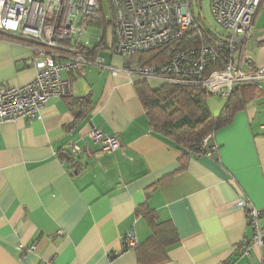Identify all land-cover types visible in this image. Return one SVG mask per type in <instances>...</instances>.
Returning <instances> with one entry per match:
<instances>
[{
    "label": "crops",
    "instance_id": "crops-1",
    "mask_svg": "<svg viewBox=\"0 0 264 264\" xmlns=\"http://www.w3.org/2000/svg\"><path fill=\"white\" fill-rule=\"evenodd\" d=\"M104 16V32L88 22L89 45L80 47L102 61L63 73L72 95L52 99L41 120L0 125V249L20 264H264V245L235 254L254 235L249 212L264 211V81L238 88L242 109L208 141V151L217 150L190 155L151 128L136 91L142 81L112 74L123 59L113 51L111 10ZM38 49L0 33V85L32 83ZM234 60L244 71L264 68V7ZM220 100L207 101L214 117L226 108ZM87 123L125 149L97 155L83 139ZM70 141L94 155L72 156ZM150 219L164 238L153 237ZM259 226L264 233V218ZM130 231L138 250H125Z\"/></svg>",
    "mask_w": 264,
    "mask_h": 264
},
{
    "label": "built area",
    "instance_id": "built-area-1",
    "mask_svg": "<svg viewBox=\"0 0 264 264\" xmlns=\"http://www.w3.org/2000/svg\"><path fill=\"white\" fill-rule=\"evenodd\" d=\"M107 3L112 12L113 51L123 59L120 69L109 67L115 76L160 85L201 87L224 100L231 99L243 85H258L264 81V68L244 71L234 60L239 46L254 32L264 0H211L212 14L224 30V36H216L212 45L201 44L176 52L168 63L150 67H143L138 57L191 42L203 28L195 14L197 0H107ZM88 22L100 23L101 33L104 32L101 0H0V33L33 40L39 48L38 55L31 61L37 69L32 83L19 88L0 85V125L41 120L52 99L70 97L73 93V83L65 80L63 73H83L88 66L102 61L100 58L90 60L80 48L89 45L82 41ZM239 36L245 41L236 44ZM102 40L99 36L100 44ZM245 60L251 66V57L246 56ZM262 128L264 132V125ZM210 138L202 143L200 156H210L217 150L214 147L205 151ZM83 139L99 147L97 155L125 149L119 137L107 136L91 123L85 125ZM66 150L75 157L84 152L94 155L87 144L82 147L73 141L67 144ZM245 204L241 199L237 207L243 209ZM263 218L264 211L252 209L249 212L254 235L249 243L237 247V256H247L251 245H264V233L259 226ZM123 244L125 250L140 247L135 231L124 236Z\"/></svg>",
    "mask_w": 264,
    "mask_h": 264
},
{
    "label": "trees",
    "instance_id": "trees-1",
    "mask_svg": "<svg viewBox=\"0 0 264 264\" xmlns=\"http://www.w3.org/2000/svg\"><path fill=\"white\" fill-rule=\"evenodd\" d=\"M216 36L215 33L207 28L204 29L203 26L191 42H181L176 46L164 47L140 55L138 58L143 67L163 65L168 63L176 52L185 51L201 44H214ZM222 59H225L224 55H222ZM209 73L210 70L205 77H208ZM136 91L146 111L151 128L187 150L190 155H199L202 152V143L219 129L230 125L235 115L243 107L240 93L236 92L228 100L223 113L216 118L207 108V101L212 95L201 87L161 85L158 89H152L148 82H140L136 85ZM205 151L208 152V149ZM150 220L153 225V237L164 238L162 237V226L155 224L152 219Z\"/></svg>",
    "mask_w": 264,
    "mask_h": 264
},
{
    "label": "rangeland",
    "instance_id": "rangeland-1",
    "mask_svg": "<svg viewBox=\"0 0 264 264\" xmlns=\"http://www.w3.org/2000/svg\"><path fill=\"white\" fill-rule=\"evenodd\" d=\"M199 1V2H198ZM103 9L106 13H110V8L108 6L107 0H101ZM195 14L198 18V23L203 25L205 28L209 29L213 33L217 35V37H222L225 32L224 30L216 23L214 16L212 14L211 10V0H197V4L195 6ZM110 35L113 37V30L110 29ZM157 83V82H156ZM153 84V82H151ZM161 85L159 84L158 88H160ZM219 97L216 98V96H210L208 102H214L217 101ZM221 99V98H219ZM223 104L227 103V100H220ZM224 101V102H223ZM218 118V117H216Z\"/></svg>",
    "mask_w": 264,
    "mask_h": 264
},
{
    "label": "water",
    "instance_id": "water-1",
    "mask_svg": "<svg viewBox=\"0 0 264 264\" xmlns=\"http://www.w3.org/2000/svg\"><path fill=\"white\" fill-rule=\"evenodd\" d=\"M245 41V38L242 36H239L237 38L236 44H240ZM0 264H20L14 259H12L9 255H7L5 252H3L0 249Z\"/></svg>",
    "mask_w": 264,
    "mask_h": 264
}]
</instances>
